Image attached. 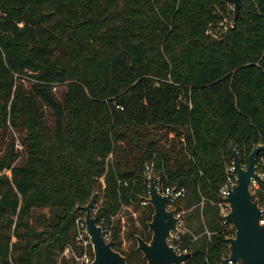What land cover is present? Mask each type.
<instances>
[{
  "label": "trees",
  "instance_id": "16d2710c",
  "mask_svg": "<svg viewBox=\"0 0 264 264\" xmlns=\"http://www.w3.org/2000/svg\"><path fill=\"white\" fill-rule=\"evenodd\" d=\"M225 18L233 19L229 0H0V138H9L0 153V264H79L62 253L93 191L113 247L145 264L135 239L151 237L145 165L185 189L175 207L185 210L186 263L222 264L228 245L213 202L229 145L247 165L264 143V0H242L235 26L217 39L206 33H219ZM262 159L264 151L260 169ZM258 184L253 196L263 203ZM124 206L144 210L143 230L132 221L133 243L122 251L114 217ZM38 209L50 211L41 230L30 221Z\"/></svg>",
  "mask_w": 264,
  "mask_h": 264
},
{
  "label": "water",
  "instance_id": "95a60500",
  "mask_svg": "<svg viewBox=\"0 0 264 264\" xmlns=\"http://www.w3.org/2000/svg\"><path fill=\"white\" fill-rule=\"evenodd\" d=\"M233 6L232 24L235 26L240 14L242 0H229ZM264 151V143L253 147L248 155V164H243V158L233 143L229 145V154L233 162V172L236 181L229 189L226 200L231 210L227 220L233 224L235 234L228 239L229 257L227 260H239L241 264H264V224L262 207L258 197L251 193L252 180H263L259 174L258 156ZM148 201L153 208L151 219L147 221L149 240L139 234L135 235L136 248L142 253L145 264H181L190 253L178 254L168 244L172 233L179 232L180 217L176 215V207L167 208L168 196L163 195L155 183L153 172L147 178ZM97 193L93 192L88 203L77 208L85 212V227L89 235L93 261L91 264H129L127 256L113 247V240H105L103 227L93 216L92 210L96 204Z\"/></svg>",
  "mask_w": 264,
  "mask_h": 264
},
{
  "label": "built area",
  "instance_id": "2783aa9c",
  "mask_svg": "<svg viewBox=\"0 0 264 264\" xmlns=\"http://www.w3.org/2000/svg\"><path fill=\"white\" fill-rule=\"evenodd\" d=\"M231 10H233L232 4H231ZM231 27H233L232 21L227 20V18H225L221 22L218 23L217 30H219L218 31L219 33H216V31H214L211 26L207 29L206 33L217 39L220 34L227 31ZM261 163H263V159L261 160L260 164ZM258 166H259V163H258ZM150 172L154 173L156 186L159 188L161 193L163 195L168 196L167 208L170 209V208L175 207V204L179 200H182L185 197V189L182 187L180 188L175 184L169 183L168 177L164 173L163 170L154 171L153 166L145 165L144 174L147 178ZM259 174L261 175L262 179H264V170H261L259 168ZM236 177H237L236 174L233 172V162H232V165H230L228 169L226 170L225 180L223 184L220 185L218 188L219 199L216 202H213V204H215L219 209V222L221 226V231L228 245L227 250L224 251L222 254V264H241L239 260H235V261L225 260L229 257V253H230L228 239L233 237L235 234V228L233 224L230 223L226 218L231 210L230 204L226 200V198L229 195L230 187L234 185L236 181ZM258 181L259 180H252L251 193L253 192V189L255 191V188L257 189L259 188ZM148 197H149L148 190H146L142 193L141 204L143 206L150 205L148 201ZM260 205L262 207V219L260 220V223L264 224V202L260 203ZM79 211H83V210H79ZM97 211H98V207L95 204V207L92 210L93 216H95ZM182 213L183 212H178V211L176 213V215L180 217L178 228L179 226H181V223H182V220H181ZM99 224L103 227L105 240L108 241L109 239H111L110 227L108 225H103L102 223H99ZM75 227H76V233H75V238H74V246L67 247L62 253V255L66 257L70 256L72 259H74L75 262L79 264H91V262L93 261L92 244H91L89 235L86 231L85 218L83 219L82 216H76ZM184 232L185 231L179 229V232L177 233L173 232L172 236L168 239V244L172 246L173 249L178 254L188 252L186 248H182L181 246L182 244L181 236ZM207 233L210 235L209 232ZM194 239H196V236H194ZM181 264H187L186 260L182 261Z\"/></svg>",
  "mask_w": 264,
  "mask_h": 264
},
{
  "label": "rangeland",
  "instance_id": "374dc122",
  "mask_svg": "<svg viewBox=\"0 0 264 264\" xmlns=\"http://www.w3.org/2000/svg\"><path fill=\"white\" fill-rule=\"evenodd\" d=\"M28 73H32V72L29 71ZM21 81H23L25 87H30V85L34 82V79L30 75L29 76L27 75V76H24V78H22ZM52 90L55 92L57 98H61L60 93L63 90L62 86H54ZM47 120H48L49 125L52 126L53 121H52L51 116L48 113H47ZM13 134L16 138L14 147L16 150L20 151V150H22V145L20 144V141L17 139L18 133L14 132ZM8 139H9L8 136H5V135L2 138H0V149H1L0 153H2V151H4V149L6 148V145L8 143ZM230 165H232V162H231V164L226 166V170L228 169V167ZM261 166H263L261 170H264V163H261ZM259 168H260V166H259ZM101 181H103V180L101 179ZM256 190H257V188H255V191L253 189V192H252L253 195L256 193ZM93 192H96V191H93ZM97 197H98V195H97ZM142 210H144L143 207L137 208L134 206H124L122 208V210L114 217V222H119L121 225L122 244H121L120 248L122 251L129 249V246L133 243L132 239H128L126 237V234H125L126 231H128L129 224L132 221H134L136 223V225L138 226L139 230H143V227L139 221V217H140ZM181 212L184 213L185 210H183ZM49 214H50V211L48 209L35 210L33 212V215L31 217L30 221L33 223V225L36 227L37 230H41L43 228L41 216L44 215L45 217H48ZM76 216H82L84 219L85 218V212L84 211H77L75 214V218H76ZM179 229H181L183 231H187L183 221L181 223V226H179ZM59 258H60V256L58 257V260H59ZM56 264H58V263H56Z\"/></svg>",
  "mask_w": 264,
  "mask_h": 264
}]
</instances>
